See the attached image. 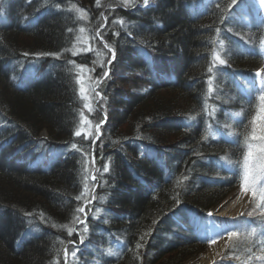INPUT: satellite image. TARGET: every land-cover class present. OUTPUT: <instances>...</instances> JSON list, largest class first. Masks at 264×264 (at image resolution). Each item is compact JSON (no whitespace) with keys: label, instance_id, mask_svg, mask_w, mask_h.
<instances>
[{"label":"trees","instance_id":"obj_1","mask_svg":"<svg viewBox=\"0 0 264 264\" xmlns=\"http://www.w3.org/2000/svg\"><path fill=\"white\" fill-rule=\"evenodd\" d=\"M107 1L0 0V264H183L209 246L207 213L244 185L261 11ZM81 66L99 82L94 136L76 135ZM249 190L231 261L216 264L264 248L262 186Z\"/></svg>","mask_w":264,"mask_h":264},{"label":"rangeland","instance_id":"obj_2","mask_svg":"<svg viewBox=\"0 0 264 264\" xmlns=\"http://www.w3.org/2000/svg\"><path fill=\"white\" fill-rule=\"evenodd\" d=\"M74 2H80V0H71ZM103 1V0H102ZM252 6H254V10L259 9L261 11L263 22H264V0H248ZM141 0H108L107 3L115 5L119 3L120 5L130 6L134 3L140 4ZM80 15L83 17L84 14L80 11ZM84 30V29H83ZM81 30L79 34V39L77 41L75 51H85L88 52L92 50V44L90 43L89 36L86 31ZM264 65V61H263ZM93 69L81 66L78 70V77H77V86H78V93L79 96L83 99V103L86 108V112L88 115H82L79 121V125L77 128V133H82L85 136H94L95 131L97 129L98 123L92 122V119L90 118L91 115H93L94 108L98 104V101L100 99L99 91H98V79L94 78L92 75ZM100 81V80H99ZM253 82L257 85L259 92H264V69L262 72L258 74L257 69L253 72ZM251 81V82H252ZM260 113L258 111L257 116H259ZM255 134L257 136V139H253L252 144L248 150L252 152V156L247 159L244 168L247 172H249V180L246 184L245 190V181L244 185L240 188H237L235 190H243L247 196V204L246 208L249 204V199L251 196V191L249 190L250 187L254 186H262V194L264 195V139H260L262 135H264V120H258L255 123ZM45 134L44 131L41 132V134ZM248 154V153H247ZM235 190L231 191L234 192ZM243 211L242 215H245L246 209ZM232 224V220L230 222L224 221L219 222L217 220L212 221L211 226L208 221V227L210 228V234L208 237L209 240V246L211 245L212 240H220L222 238H225V243L222 248V252L225 249L226 246L232 245L231 239L228 235L229 228ZM235 241H233V244ZM209 246L207 248H209ZM221 252V257L218 259H223V255ZM197 256V255H196ZM195 256V257H196ZM193 257V258H195ZM191 259V258H190ZM189 260V259H188ZM187 261V260H186ZM219 260L216 259V261L212 264H216ZM232 264H264V248L257 249V250H250L247 252H244L242 254V257L238 259L237 261L231 262Z\"/></svg>","mask_w":264,"mask_h":264},{"label":"bare ground","instance_id":"obj_3","mask_svg":"<svg viewBox=\"0 0 264 264\" xmlns=\"http://www.w3.org/2000/svg\"><path fill=\"white\" fill-rule=\"evenodd\" d=\"M120 6H125V5L121 4ZM256 69L258 73L262 72L264 69L263 62ZM43 136H45V134ZM247 199H248V196L243 190H235L234 192L232 193L230 192L229 194H227L225 198L218 205L211 208V210L208 212V213H212L211 216H209L207 213L210 226H211L212 221L214 220H217L219 222L220 221L224 222L225 221L224 219L227 217L231 218L236 214L243 213V211L245 210L246 204H247ZM215 212L216 214L213 215V213ZM208 221H207L206 226L208 228L207 232L208 234H210V228L208 227ZM208 234L207 236L209 237ZM213 241L215 242L213 243ZM224 243H225V238H222L220 240H212L209 248H207L203 252H200L195 258H191L185 261L183 264H212L216 261V259L219 261L230 262L231 261L230 259H225V258L218 259L219 257H221V252H222Z\"/></svg>","mask_w":264,"mask_h":264},{"label":"snow or ice","instance_id":"obj_4","mask_svg":"<svg viewBox=\"0 0 264 264\" xmlns=\"http://www.w3.org/2000/svg\"><path fill=\"white\" fill-rule=\"evenodd\" d=\"M148 2H149V0H144V4L145 5H147L148 4ZM233 2L235 3L236 2V0H233ZM25 55H28L27 53H25ZM221 63H223V61H221ZM259 74V73H258ZM107 76H108V73L107 72H105L104 73V77L105 78H107ZM258 100H259V103H260V108H259V113H260V115L259 116H255V117H253V121H252V123L253 124H255L258 120H264V92H261V94L259 95V97H258ZM76 135H81L80 133H76ZM260 139H264V135H262L261 137H259ZM252 139H257V136H256V134H255V129L253 130V134H252ZM76 147V145H72V148L74 149ZM252 156V152L251 151H249L248 152V154H247V157L245 158L246 159V161H247V159L248 158H250ZM105 171L107 172L108 171V168L107 167H105ZM249 172H245V175H244V181H245V185H244V187H245V190H247L246 189V184H247V182H248V180H249ZM256 195V193H255V191H253V196H255ZM77 199H79V197H77ZM77 211H79L80 213H84V211H85V209L83 208V207H81V208H79ZM208 215L209 216H211L212 215V213H208ZM235 219V218H234ZM81 223H84V221H81ZM69 235H71V231L69 232ZM228 235L231 237V236H234V235H236V233H234V232H230V233H228ZM215 241H213V243H214ZM74 255V254H73Z\"/></svg>","mask_w":264,"mask_h":264},{"label":"water","instance_id":"obj_5","mask_svg":"<svg viewBox=\"0 0 264 264\" xmlns=\"http://www.w3.org/2000/svg\"><path fill=\"white\" fill-rule=\"evenodd\" d=\"M41 135H44V133H43V134H41ZM245 208H246V207H245ZM215 214H216V212H215V213H213V215H215ZM239 215H240V216H243V215H242V213H240V214H236V215H234V216H233V217H231V218L227 217V218H225L224 220H225V221H229V220H231V219H233L234 217H236V216H239Z\"/></svg>","mask_w":264,"mask_h":264}]
</instances>
